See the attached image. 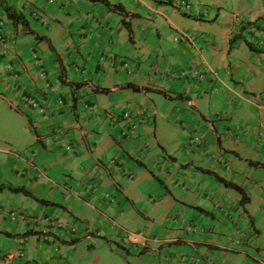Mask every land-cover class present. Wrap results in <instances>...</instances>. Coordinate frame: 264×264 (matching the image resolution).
<instances>
[{
    "label": "crops",
    "instance_id": "crops-1",
    "mask_svg": "<svg viewBox=\"0 0 264 264\" xmlns=\"http://www.w3.org/2000/svg\"><path fill=\"white\" fill-rule=\"evenodd\" d=\"M2 1L53 50L0 7V185L32 194L0 191V245L26 247L31 264H264V152L250 154L244 145L189 153L181 127L194 117L182 99L188 92L205 119L208 106L231 105V76L264 92L263 0H184L186 11L179 0H108L136 16L131 36L100 3L76 0L61 11L55 0ZM37 10L47 20L61 16L65 28L33 26ZM66 30L73 38L59 47ZM124 111L141 120L131 138L120 136ZM168 160L175 166H163ZM217 178L240 187L246 203ZM45 215L52 227L45 228ZM28 231L34 234L23 236ZM127 232L140 236L130 241Z\"/></svg>",
    "mask_w": 264,
    "mask_h": 264
},
{
    "label": "rangeland",
    "instance_id": "rangeland-1",
    "mask_svg": "<svg viewBox=\"0 0 264 264\" xmlns=\"http://www.w3.org/2000/svg\"><path fill=\"white\" fill-rule=\"evenodd\" d=\"M57 3V6L61 11L71 8L72 5L74 4V1L76 0H55ZM85 1V0H84ZM114 4V3H113ZM116 4V3H115ZM119 4V3H117ZM177 7L179 9H182L186 11L184 8H182L179 3L177 2ZM72 9V8H71ZM74 9V8H73ZM110 12V11H109ZM113 13V12H111ZM31 14V13H30ZM33 16H30L32 25L34 26L35 23H40L42 25L43 30H49L52 27H55L56 29H59L58 26L61 28H65V26L61 23L60 17H50L49 20H47V14L45 12H41L40 10L33 11ZM114 14V13H113ZM116 14V13H115ZM119 16L118 14H116ZM47 16V17H46ZM62 18V17H61ZM67 22V21H66ZM68 23V22H67ZM61 31V29H59ZM54 32H56L54 30ZM73 31L69 32L66 30V32H61V35L63 37H60L61 35H58V45L59 47L64 46L66 42L70 38L68 36H71V39L73 38L74 33ZM64 33V34H63ZM83 35L85 33H82ZM81 36V34H80ZM178 38L176 37L174 40H177ZM67 40V41H66ZM69 47V45H68ZM73 49V48H72ZM74 51V49H73ZM71 54V52H68V55ZM59 57V56H58ZM66 57H68L66 55ZM59 61L61 62V59L59 58ZM63 65V64H62ZM198 77V76H197ZM195 78V77H193ZM203 77H199V79H202ZM243 78V77H242ZM255 78V77H252ZM229 85L227 88V94L231 96L232 101L231 105H227L225 107H220L218 108L217 111H214V109L211 106H208L206 109V119L205 115H202L199 110L196 109V106L193 105L195 103H192V101H197V97L194 99L193 98V93L188 92L185 97H182L183 100H187L189 103V112L192 115L193 114V121L190 119L188 123L186 124L185 122H182L181 127H183V132H186L187 135V142L189 146V153L192 152L190 151V148L192 150H197L199 153L203 154L201 156H204V154H209L212 151H222L227 153L230 148H234V146H239V147H244V145L249 148V145L252 146V148L249 149L250 154L253 152H264V92L262 93H255V92H250L249 90H245L243 88L245 83L244 79L240 78H233V76L227 78ZM224 85V84H223ZM225 87L226 86H221ZM219 88L218 90H220ZM213 88L210 89L212 91ZM238 90V91H237ZM236 93H239L236 95ZM238 98V99H237ZM195 114V115H194ZM208 120V121H207ZM207 122V123H206ZM219 124L223 126L225 129L220 130L214 124ZM212 125V129H210V126ZM204 127H208L209 130H211L209 133L205 131ZM214 127L217 129V133H214ZM125 129V128H124ZM123 129V130H124ZM126 131V132H125ZM135 130L132 128H128L127 130L120 131V136L124 138H131L132 136L135 135ZM29 132V131H28ZM250 134H252L251 139H250ZM214 136V139L213 137ZM29 137V136H28ZM219 139L221 141V146L222 149H219L217 147L216 140ZM251 140L252 142H249ZM233 144L229 145L228 142H231ZM241 144V145H240ZM233 145V147H232ZM149 146L147 145V148ZM238 147V148H239ZM201 149V150H200ZM231 150V149H230ZM244 150V149H242ZM24 151V150H23ZM244 153L242 155H245V152H248V150H244ZM33 157V154L31 158ZM137 159L140 158L141 160L145 161V158L141 155L136 154ZM223 158V157H222ZM233 156L231 157V159ZM164 159L167 160L166 157ZM225 160V158H223ZM228 158H226V162H223L224 166L226 168L231 167L229 162L227 161ZM5 161V157H1L0 159V164H3ZM163 166L170 165V166H175L172 161L170 162L168 160V163L165 164L164 162ZM191 171H196V169L200 168L193 163H189ZM159 169H162V167L157 166ZM155 168V167H154ZM170 171V170H169ZM190 171V172H191ZM202 188L206 187L207 184L201 183ZM191 189V187L189 188ZM202 197L205 199L207 197V193L203 194ZM223 206L221 205H213V210L214 211H219L222 209ZM47 220L45 221V228L52 227L51 220L46 217ZM75 231V229H74ZM259 229H256L255 226L253 225V234L254 237L259 235ZM131 233V232H128ZM134 234V240L139 237L137 233ZM133 240V241H134ZM145 238L143 241H140L139 243L142 244L143 246L145 245ZM4 242H11L10 239H4ZM136 242V241H135ZM12 247V246H11ZM9 248V247H8ZM7 246L4 249V246L0 245V264H31L33 263L34 259L32 257V253L24 246H15L12 251H7L8 250ZM57 258H50V260L54 261Z\"/></svg>",
    "mask_w": 264,
    "mask_h": 264
},
{
    "label": "trees",
    "instance_id": "trees-1",
    "mask_svg": "<svg viewBox=\"0 0 264 264\" xmlns=\"http://www.w3.org/2000/svg\"><path fill=\"white\" fill-rule=\"evenodd\" d=\"M85 1H89V2H94V3H100L102 4L108 11L110 12H113V13H116L118 14L122 19H121V23L122 25L124 26V28L127 30L129 36H131V25H130V19L132 17H136L135 15L133 14H130L128 13L124 6L122 4H112L110 3L108 0H85ZM263 3H264V0H263ZM167 4H170V2H167ZM0 7H2L3 9V12L6 16V18L14 25V26H17V25H20L22 27V29L24 31L27 32V34L29 35H33L35 38H37L38 40H43V41H46L50 47V49L53 50L50 42L48 41V39L44 36H38L29 26V22L27 20V18L25 17V15L21 12V11H17L14 7L12 6H9L7 5L4 1L0 0ZM258 20H263L264 21V15L260 18H258ZM238 38H241V36H234L232 38V41L233 40H236ZM246 46L247 48L250 50V51H254V48L251 46L250 43L246 42ZM61 66V71L64 70L62 64L60 65ZM70 85L74 86V87H80L81 84H75L73 82H69ZM129 89L133 90V91H141L139 88L137 87H134L133 85L129 84L127 86ZM101 93H105L107 92L106 89H101L99 90ZM250 163H253L252 165L254 166H263L262 164L261 165H258L257 162H251ZM136 164L140 167V168H143L145 169V165L140 162V161H136ZM198 171L202 172V173H206V174H209V175H215L213 174L212 172L210 171H207V170H203L201 168H198L197 169ZM151 176L154 177L153 173L152 172H149ZM225 187L227 188H230V189H233L234 191H236L237 193H239L241 195V205H244L246 203V195H245V192L238 186H236L235 184L231 183V182H227L223 179H219L217 178ZM161 183V182H160ZM3 189H8L11 193H22L24 194L25 196H30L32 197V194L26 190H24L22 187H13L12 185L10 184H7V185H0V191H2ZM36 201L40 204H43L45 206H48V205H51V206H57V207H60L62 208L60 205L58 204H54V203H50L48 201H45V200H37ZM201 211V210H200ZM34 232L32 231H28L26 232L23 236H31L33 235ZM4 237L6 238H12V236H10L9 234H6L4 233L3 234Z\"/></svg>",
    "mask_w": 264,
    "mask_h": 264
},
{
    "label": "built area",
    "instance_id": "built-area-1",
    "mask_svg": "<svg viewBox=\"0 0 264 264\" xmlns=\"http://www.w3.org/2000/svg\"><path fill=\"white\" fill-rule=\"evenodd\" d=\"M179 5L181 6V7H183L185 10H189L190 9V4L188 3V2H186V1H184V0H179ZM0 39H1V37H0ZM126 65V64H125ZM191 76L192 77H195V78H199V77H203V75L202 74H199V72L198 71H194V72H192V74H191ZM198 76V77H197ZM134 113L133 112H131V111H124L122 114H121V119L123 120V121H125V126H126V128L124 129V130H127L128 128H132L133 130H135L136 128H138L139 127V125L141 124V120H136V121H133V115ZM118 118L119 117H114V116H110V119L111 120H113V121H116V120H118ZM126 132V131H125ZM73 231H74V229H73ZM126 235V239L127 240H130V241H133V237H134V234L133 233H126L125 234Z\"/></svg>",
    "mask_w": 264,
    "mask_h": 264
}]
</instances>
